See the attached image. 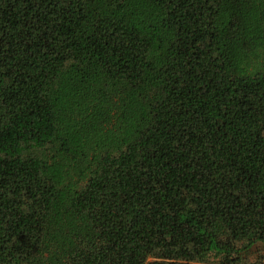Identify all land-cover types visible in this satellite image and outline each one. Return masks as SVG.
<instances>
[{
    "label": "trees",
    "instance_id": "obj_1",
    "mask_svg": "<svg viewBox=\"0 0 264 264\" xmlns=\"http://www.w3.org/2000/svg\"><path fill=\"white\" fill-rule=\"evenodd\" d=\"M0 264H264V0H0Z\"/></svg>",
    "mask_w": 264,
    "mask_h": 264
}]
</instances>
